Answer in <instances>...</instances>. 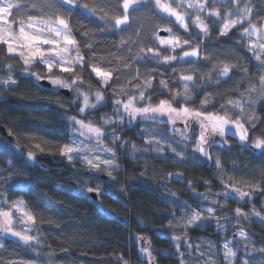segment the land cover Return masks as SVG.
I'll list each match as a JSON object with an SVG mask.
<instances>
[{"label": "clouds", "instance_id": "clouds-1", "mask_svg": "<svg viewBox=\"0 0 264 264\" xmlns=\"http://www.w3.org/2000/svg\"><path fill=\"white\" fill-rule=\"evenodd\" d=\"M22 2L27 4V0ZM246 8L255 9L252 13L255 19L249 20L244 11ZM26 11H31V7ZM260 16H264V0H239L238 6L232 8L230 19L239 26L241 21L245 25L256 22ZM73 27L79 31L78 24L74 23ZM132 39L134 43L129 44L125 51H120L119 41L114 45L116 52L89 57L79 64L81 67L76 68L72 79L55 73L56 77L66 81L64 87L51 84L52 88H46L38 83L40 80L32 81L33 88L50 94L49 103L60 104V107L64 105L54 97L59 95L60 88L70 90L73 94L71 105L75 106L79 118L68 111L57 112L54 120L45 121L40 127L41 135H33L40 138L38 141L15 132L12 124L8 125L9 135L15 142L0 138V205L23 201L28 209L31 204L51 213L42 215L41 211H35L44 221L35 225L15 217L13 229L18 232L28 230V234L37 238L31 243L13 239L16 247L34 257L22 264H264V235L257 239L259 233L246 234V229L253 223L264 232V198L260 199L257 207L250 189L244 188L250 193L245 201L224 187L230 182V176L240 181L238 187H244V179L235 174L238 172L254 173L259 183L261 177L257 173L264 157L255 147V139L264 137V126L259 134L249 135L247 141H242L231 126H226L223 133L209 132L201 153L195 147L200 127L198 134L193 132V124L199 125L197 121H188L182 128L183 136H178L173 131L176 125L170 122L167 114L151 112L137 117L124 107L131 101L139 108L155 107L160 100H167L172 106L199 108L202 98H207L208 105H211L217 96H223L222 91L216 90L220 87L225 91L239 92L238 99L244 102L241 112L227 104L229 97L220 104L221 114L226 111L231 119L242 121L250 133L261 122L264 113H258L261 104L251 102L248 93L240 91V81L247 82L249 78L243 71L247 67L236 58V70L244 75L235 82V86L225 87L232 77L220 74L222 59L210 58L206 61L211 68L199 71L192 68L193 80L184 82L178 77L187 69L173 66L174 61L183 60L174 59L166 45L161 46L150 32L141 34L139 40ZM149 47L159 54L144 51ZM84 64L101 67L111 73L112 79L108 83L93 82L85 74ZM159 66L170 68L177 75L169 73L167 79L161 78L164 72ZM154 73L159 75L154 76ZM150 78L152 83L146 86ZM7 79L6 75H0V80ZM154 79L158 80V85H154ZM162 79L167 81L166 87L160 86ZM9 90L0 86V100L6 98ZM160 90L168 93L167 98H160ZM253 100H258V97L253 96ZM109 101L111 111L104 110L109 107ZM252 113L255 117L249 120ZM28 115L35 117L34 113ZM76 120L91 123L100 129L101 134L81 136ZM4 123L0 117V125ZM75 137H82L80 150L73 152L70 158L52 161L61 166L60 170L50 172L41 166L39 157L42 153L32 148L34 142L44 144L53 153L45 155L62 157L59 146ZM57 140L60 142H54ZM29 151L33 153L31 158ZM209 153L211 160L208 159ZM225 155L229 157L231 170L225 168ZM88 160L95 167L90 166ZM217 161L221 162L219 167ZM197 168L214 169L213 175L219 180L220 187L216 188L210 179H204L206 187L204 191H198L196 185L200 177L191 175ZM9 192L16 193V198L10 200ZM181 193L191 194L207 215L196 211L188 199H182ZM230 197L235 200V206L229 203ZM242 204L251 207L243 216L235 215L234 210ZM220 209L230 211L218 216L216 213ZM177 210H181L179 214ZM205 223H214L217 231L221 232L226 223L235 230L231 238L225 237L220 246L202 237L194 240L192 230ZM42 224L50 225L55 231L45 234L40 230ZM149 231L153 236L147 234ZM9 237L14 238L0 231V256L8 251ZM153 237L166 241L167 246H158ZM225 247L232 250L227 260L222 254Z\"/></svg>", "mask_w": 264, "mask_h": 264}, {"label": "snow or ice", "instance_id": "snow-or-ice-1", "mask_svg": "<svg viewBox=\"0 0 264 264\" xmlns=\"http://www.w3.org/2000/svg\"><path fill=\"white\" fill-rule=\"evenodd\" d=\"M5 3H8V0H0V45L3 46L0 47V54H2L0 55V70L5 71L8 79L0 80V86L8 88H12L17 84L14 72V64L16 63L22 64V71L38 81L47 78L51 84L64 87L66 81L56 77L55 73L57 72L67 74L72 79V74L76 72L75 66L85 62V56L81 53L79 41L73 35L74 32L78 31L77 28L73 27V24H78L81 35L88 38L84 45L87 48H92V41L96 38L95 32L88 29L80 18L81 12L101 21L103 25L101 30L117 31L121 37L120 44L122 47L134 43L133 37L139 40L141 34L150 32L153 39L158 40L161 46H167L174 59L183 61L193 57L208 60L210 57L207 55L201 57L200 43L192 44L188 39L177 36L173 32V28L169 26V22L160 20V17L155 13L159 12L174 18L176 24L185 33L190 31L189 25L185 23V18L190 17L192 26L197 28L205 37L210 35L212 25L218 26L219 37H226L232 30L238 28L230 17L232 16V8L238 6L239 0H227L226 3L222 0H60L59 3L56 0H27V4L23 3L22 0H12L11 3H8V7H5ZM29 7H31V11H26ZM244 11L247 12L250 21L255 19L252 16L255 9L246 8ZM18 12L23 14L17 15ZM33 12L38 15L31 14ZM201 13L205 15H201ZM10 15L13 16L12 22H9L8 19ZM17 17L19 18L17 19ZM208 17L212 18L211 24L207 22ZM239 31L240 36L244 37V47L252 52L253 59L261 66L254 75L249 73L248 68L243 70L249 77L244 92L248 93V99L251 102L264 105V16H260L259 19H256V22H249L247 25L241 21ZM160 32L169 33L171 36L169 39H161ZM73 50L75 55L70 54ZM144 51L159 54L156 49L150 47L144 49ZM109 54H111L110 51ZM16 57H19V61L15 60ZM37 61L44 65L46 73L41 74L31 71L32 66ZM164 62L167 63V59ZM213 67L215 68L216 65L214 64ZM237 67V63L223 60L219 66L220 74L230 76L232 70ZM192 68L194 67H188L186 68L187 71L181 72L178 77L179 80L192 81ZM91 71L102 83H108L112 79L111 73L105 72L101 67L92 66ZM75 82V79H73V83ZM151 83L150 78L146 82V86H150ZM160 86L166 87L167 81L162 79ZM240 95L242 96L243 92ZM253 96L258 97V100H253ZM243 103L239 99L234 101L229 98L227 100L229 106H235L241 112L243 111ZM207 105V98H202L199 108H191L187 105L172 106L167 100H160L155 107L145 106L139 108L134 101L126 103L124 107L131 115L137 117L151 112L165 113L168 115L170 122L175 125L178 123L186 125L188 121H197L201 132L197 137L195 147L199 148L201 153L204 151L207 134L209 132L223 133L226 126L233 127L242 141L249 139L248 129L242 121L231 119L226 111L224 114L219 111H204L203 109ZM254 117L255 113H252L249 120ZM75 123L81 130V136L86 133L97 136L101 134L100 129L94 127L91 123H86L83 120H76ZM173 131L178 136H183L182 128L175 127ZM27 137L37 141L40 139L33 135ZM255 147L261 150L262 157H264V137L255 139ZM32 148L42 154H53L50 149H46L45 145L40 142H34ZM79 150L80 144L75 141L72 144H64L58 148L60 156L69 158L73 152ZM32 155L33 153L29 151V158ZM208 159H212L211 153H209ZM87 163L95 167L91 160H88ZM220 163V161H217V167L220 166ZM257 176L261 177L259 183L256 182L255 177L251 182L244 180L243 188L238 187L239 180L230 176V182L225 183L224 187L233 193L239 194L243 200L247 201L250 193L244 191V188L250 189L253 193L264 192V161L259 166ZM251 211L254 212L255 210L252 209ZM188 214L190 215V213ZM234 214L243 216L245 214L244 204L237 207ZM16 216L21 217L25 223L32 225L44 222L43 217L28 209L23 201H12L6 208H0V231H4L7 235L27 243L37 239L28 234V230L18 232L12 228ZM222 254L227 260V257L232 254V250L225 247L222 249ZM0 264H16V261L0 256Z\"/></svg>", "mask_w": 264, "mask_h": 264}, {"label": "trees", "instance_id": "trees-1", "mask_svg": "<svg viewBox=\"0 0 264 264\" xmlns=\"http://www.w3.org/2000/svg\"><path fill=\"white\" fill-rule=\"evenodd\" d=\"M226 3L227 0H224ZM33 15H38L37 13H31ZM157 16L160 17V20L162 21H168L170 22V25L173 28V32L184 39H188L190 43L196 44L200 43V56H209L210 58L219 57L222 60H229L231 62H236V58H239L240 62L244 66H246L249 69L250 74H255L258 69L261 67L258 65V63L253 59L252 52L248 51L246 47L243 45L244 37L240 36L239 26L237 29L232 30L228 36L226 37H219V29L217 25H212L210 29V35L208 37H205L197 28L192 26L191 18L188 17L185 21L186 24L189 25L190 31L188 33H185L183 29H181L173 20L167 19L156 13ZM202 15H205L204 13ZM19 17H17L18 19ZM80 18L82 19L83 23H85L88 27V29H91L93 32H95L96 38L94 41H92V48L85 47V43L87 42L88 38L81 35L79 31L74 32L73 35L75 38L79 41V46L81 48L82 55L85 56V61L89 59V57H95L97 55L103 56L106 55L108 51L116 52L117 49L114 47L115 44L119 43L121 37L120 34L117 31L113 30H103L101 31V28L103 27L101 21L97 20L94 17L87 16L86 13L81 12ZM9 22H12L13 16L10 15L8 17ZM212 18L208 17L207 22L211 24ZM15 26V25H14ZM203 41V43H201ZM0 47H3L0 45ZM128 46H123L120 51L127 50ZM134 47V46H133ZM179 51V50H178ZM231 53V55H230ZM16 61H19V57L15 58ZM104 64L101 62V67L103 68ZM139 66V65H138ZM173 66L177 68H188V67H195L198 71L199 70H207L208 68H211V64L202 59L199 58L196 61H174ZM81 67L76 66V68ZM85 74L89 76L90 79L93 80V82L97 83L95 79L92 77L91 74V67H89L87 64L83 65ZM163 72L164 75L161 78L167 79L169 73L172 76H176L177 73L171 72L170 68H164L163 66H159ZM22 64L16 63L14 64V72L17 79L18 87H13L10 89V91L6 94V98L3 100H0V117H2L5 121L4 124L0 125V138H6L7 140L14 141V137L9 135V124H12L14 126L13 130L17 133H21L24 136H32V135H41L39 129L40 127L45 123V121H52L56 118L57 112H64L68 111L71 114L79 115L76 110L75 106L71 105V97H66L63 94L59 92V95L57 97H54V99H58L61 104L64 105V107H60V104L56 103H49L48 96L49 93L40 92L39 90L32 87V81L33 79L31 77L25 76L21 69ZM42 69L39 63H36L32 66L31 71L32 72H38L41 74H44V71H39ZM4 70H0V75H5ZM67 75V74H62ZM159 73H154V76H158ZM244 73L242 71H237L236 69H233L230 73V76L232 77V81L229 82L228 85L225 87H232L235 86V82L239 80L240 77H242ZM42 80V79H41ZM154 85H158V80H153ZM173 87H177V85H172ZM247 86L246 81H240V91H243L244 88ZM217 91H222L224 94L223 96H217L214 102L211 105H207L204 111L207 112H217L219 111L222 113L223 110L220 109V104L224 103L226 99L231 97L232 99H238L239 98V92H232V91H225L224 88L217 87ZM151 91V90H149ZM160 98H167L168 93L164 90L159 91ZM202 98V95L198 97L197 99V106L199 99ZM155 99V97H154ZM111 101H109V107L107 111H111ZM103 111V110H102ZM28 113H34L35 117L29 116ZM258 113H264V105L258 106ZM98 117V113H96ZM176 126H180L183 128V124H177ZM264 126V116L261 118V122L257 124V127L255 129H251L249 135L252 134H259V130L261 127ZM247 127V125H246ZM199 131V125L193 124V132L198 134ZM192 134V133H191ZM9 136L11 139H8ZM46 139H52L51 137H44ZM54 142H60L59 140ZM67 144H69L71 141L70 139L66 141ZM41 166L47 168L50 172H55L57 170L61 169L60 165L52 163L53 160H63L64 157H53L45 154H41L39 157ZM224 163L226 170H231V165L228 163L229 157L228 155L224 156ZM66 162V161H65ZM214 169L211 168H197L192 170L191 175L193 176H199L200 179L197 182V190L198 191H204L205 185L203 183L204 179H210L212 181V185L216 188L220 187L219 180L213 175ZM236 175L240 176L244 180H252L255 177L254 173H235ZM16 193L9 192V199H15ZM254 200L253 203L259 207V201L261 198H264V192H256L253 193ZM182 199H188L189 203L192 204V206L197 207L199 211H201L204 215H207L206 210H204L202 207L196 205L193 203V198L191 197V194L188 193H181ZM63 198V197H61ZM222 199V197H220ZM229 203L233 206H235V200L231 197L229 198ZM0 207L6 208L7 205H0ZM251 207L249 204H244V208L248 209ZM29 209L35 211H41L42 215H51L50 212L44 211L38 208H34L31 204L29 205ZM230 209H220L217 211L216 214H221L223 212H229ZM166 223V219L164 220ZM213 227L209 226L203 229H197L192 230L191 236L192 238L199 239L201 237L205 236H214ZM40 230L43 231L45 234L49 233L50 231H55V229H52L50 225L42 224L40 225ZM156 231H159V228L156 229ZM211 232V234L209 233ZM248 231L251 232V235L259 233L256 238H260V235H264V232H261L260 228L255 224H251L248 228ZM228 233V232H227ZM149 236H153V232L149 231L147 233ZM250 235V236H251ZM154 242L157 243L158 246H167L166 241H160L158 238L153 237ZM12 239H8V251L3 253V256L6 257L9 260H14L17 262V264H22L23 261L34 259V257H31L27 253H23L19 247H16L12 243ZM49 243H55L54 241H49ZM39 247V246H38Z\"/></svg>", "mask_w": 264, "mask_h": 264}, {"label": "rangeland", "instance_id": "rangeland-1", "mask_svg": "<svg viewBox=\"0 0 264 264\" xmlns=\"http://www.w3.org/2000/svg\"><path fill=\"white\" fill-rule=\"evenodd\" d=\"M222 2H224V0H222ZM191 11V10H190ZM159 15H161L162 17H164V18H167V19H171V20H173L174 22H175V20H174V18H170V17H168V16H166L165 14H162V13H159V12H157ZM203 13H201V15H202ZM187 18L188 17H186L185 18V21L187 20ZM176 23V22H175ZM15 27V26H14ZM165 33V32H164ZM160 36V38L161 39H169L170 38V36H171V34H169V33H165V35H159ZM45 47H47V46H45ZM71 55H75V51L73 50L71 53H70ZM198 58H190V59H188V60H184V61H196ZM180 62H182V61H180ZM36 63H39L38 61L36 62ZM35 63V64H36ZM40 64V63H39ZM40 66L42 67V69H40L39 71H44V73H46V69H45V67H44V65L43 64H40ZM76 66H79V65H76ZM75 66V67H76ZM22 67H23V65H22ZM35 72V71H34ZM22 73L25 75V76H27V77H31L33 80H34V77L33 76H31V75H29L28 73H25V72H23L22 71ZM57 73H59V72H57ZM91 74H92V77L95 79V81L97 82V83H99V80L97 79V77L95 76V74L94 73H92L91 72ZM45 80H47L48 81V79L47 78H44ZM13 88V87H12ZM51 88H52V85H51ZM11 89V88H10ZM60 89H63V88H60ZM10 91V90H9ZM69 91V96L71 97V100L70 101H72V99H73V94H72V92L70 91V90H68ZM68 96V97H69ZM78 106V105H77ZM111 110V109H110ZM78 118H79V115H78ZM176 127H179V128H181L180 126H176ZM190 135H191V133H190ZM81 140H82V137H75V138H73V139H70V143L69 144H72V142L73 141H75L76 143H80L81 142ZM191 197L193 198V203H195L194 202V200H195V198L191 195ZM196 205H198V206H200V207H202V205L201 204H199V203H195ZM196 211H199L198 210V208L197 207H194V206H192ZM247 209H245V211H246ZM179 211H181V210H177V212H178V214H179ZM201 212V211H200ZM216 215H221V214H216ZM209 226H212L213 227V232H212V234L214 233V236H211L210 237V235L209 236H205V237H202V238H206V239H208V240H211V241H213L217 246H220L222 243H223V240H224V238L225 237H228V238H231V236H232V232L235 230L231 225H229V224H225L224 225V229L222 230V232L221 231H217V227H216V225L213 223V224H207V223H205V224H203L199 229H203V228H206V227H209ZM228 232V233H227ZM209 233L211 234V232L209 231ZM246 234L247 235H251V232H249L248 231V229H246ZM8 239H15V238H11V237H9ZM194 240H198V239H196V238H193ZM258 239V238H257Z\"/></svg>", "mask_w": 264, "mask_h": 264}, {"label": "water", "instance_id": "water-1", "mask_svg": "<svg viewBox=\"0 0 264 264\" xmlns=\"http://www.w3.org/2000/svg\"><path fill=\"white\" fill-rule=\"evenodd\" d=\"M159 35H165L164 32H160ZM38 83L44 85L46 88H50L51 87V83L45 79L40 80ZM61 94H63L64 96L68 97L69 96V91L67 89H60L59 91ZM10 139V137L8 138Z\"/></svg>", "mask_w": 264, "mask_h": 264}, {"label": "flooded vegetation", "instance_id": "flooded-vegetation-1", "mask_svg": "<svg viewBox=\"0 0 264 264\" xmlns=\"http://www.w3.org/2000/svg\"><path fill=\"white\" fill-rule=\"evenodd\" d=\"M10 137V136H9ZM10 139H11V137H10Z\"/></svg>", "mask_w": 264, "mask_h": 264}]
</instances>
